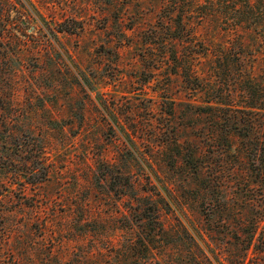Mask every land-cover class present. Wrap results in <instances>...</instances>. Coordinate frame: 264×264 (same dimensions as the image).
Returning a JSON list of instances; mask_svg holds the SVG:
<instances>
[{
    "label": "rangeland",
    "instance_id": "obj_1",
    "mask_svg": "<svg viewBox=\"0 0 264 264\" xmlns=\"http://www.w3.org/2000/svg\"><path fill=\"white\" fill-rule=\"evenodd\" d=\"M196 2L0 0V264H264V35ZM237 35L253 78L176 74L182 44ZM39 148L47 179L15 177ZM156 194L170 235L143 257Z\"/></svg>",
    "mask_w": 264,
    "mask_h": 264
},
{
    "label": "trees",
    "instance_id": "obj_2",
    "mask_svg": "<svg viewBox=\"0 0 264 264\" xmlns=\"http://www.w3.org/2000/svg\"><path fill=\"white\" fill-rule=\"evenodd\" d=\"M195 5L197 10L199 9L198 14L201 13L199 15L202 19H214L216 23L222 25L224 34L227 31L233 40L235 38L232 34L236 35L242 27L248 30L252 29L256 33L257 31L258 33L263 32L264 35V0H197ZM182 28L184 29V27ZM228 43L229 41L227 40L223 41L219 39L206 45L201 41L182 44L183 52L176 50L171 54L174 59L180 62L178 66L180 69L178 68L176 74L181 77L183 82L193 80L192 83H195L196 86L192 84L193 86L191 88L196 93H204L203 91H208L207 89L213 90L217 88L221 85V83H217L218 78L224 79L230 74L232 68L239 73L243 72L244 69L245 71L248 70L249 79L253 78L256 72L255 66H250L249 69L248 67H244V58L241 54L244 51L243 49L249 48L250 45L245 41V38L240 36H238L235 43ZM233 49L234 52H232ZM231 54H233V61L229 63ZM192 58L194 59L193 62L189 60H192ZM208 93L205 92V94ZM203 102L206 103L208 109L217 103L212 98H207ZM23 149L26 150L25 147ZM28 151H30V148ZM42 153L41 148H39L32 155V159L27 164L28 166L26 165L19 169L20 172L14 173L15 177H24L27 175V179H31L28 180V183L31 184L45 181L47 179L48 169L47 166H44V155ZM23 190L25 188H22ZM156 195V197L152 195L143 200L136 199V204L132 206V224L134 225L132 228L133 230L139 229L137 230L138 239L144 248L138 254L144 252L143 257L150 255L153 250V245L157 241L165 239V237L170 235L169 230L166 229L161 220L160 195ZM22 205L32 207L31 205L33 204L19 203L15 207L20 208ZM10 211H12L11 213L15 212L14 209ZM260 242L264 243V228H262L260 234ZM143 264H146L145 260Z\"/></svg>",
    "mask_w": 264,
    "mask_h": 264
}]
</instances>
